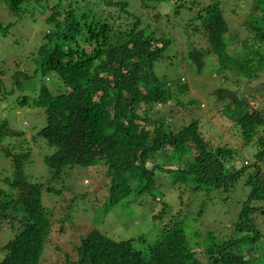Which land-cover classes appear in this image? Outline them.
I'll return each mask as SVG.
<instances>
[{
	"label": "trees",
	"instance_id": "1",
	"mask_svg": "<svg viewBox=\"0 0 264 264\" xmlns=\"http://www.w3.org/2000/svg\"><path fill=\"white\" fill-rule=\"evenodd\" d=\"M0 1L13 15H19L24 2ZM250 9L244 27L252 40L250 43L241 40V50L234 52L229 44L228 25L217 4L200 5L197 18L190 21L192 28L200 30L206 39L207 53L213 54L217 63L233 74L232 83H239V88L264 75V0H252ZM63 12L52 9L45 21L52 30L45 33L31 69L16 73L21 76L17 83L23 85L22 89L25 86L34 89L37 76L52 74L56 90L46 86L41 89L48 93L55 90L78 101L79 114L86 125L82 134L88 135L82 141L100 150L88 162L79 160L50 167L47 160L63 154L62 142L56 139L55 144L43 135L51 149L41 160L30 148L3 146L5 138L16 139L22 131L9 127L7 120H0V153L8 159L11 171L4 184H0V264H40L50 232L40 202L42 188L58 192L51 188L67 182L71 170L77 167H96L95 183L106 193L109 206L121 204L133 192H159L162 199L153 198L159 206L152 216L158 225L152 241L141 236L118 240L93 229L73 244L71 254L61 258L60 264H264V108L260 105L264 100L256 99L257 93L252 91V99L248 101L247 94L237 95L236 86L216 91L218 99L227 100L225 111L237 108L239 119L234 120L233 127L243 144L256 149L250 164L237 162L241 163L239 167L235 163L236 150L226 145L215 148L209 145L198 121L192 119L183 126L171 116L173 107L169 108V103L180 106L181 113L188 107L173 99L170 83L154 71L168 40L157 39L151 33L144 35L143 27L138 30L126 24L122 28L119 19L103 17L100 10L89 9L80 17H76L73 7ZM5 23L0 25L3 34L9 31L11 22ZM188 53L200 69L203 52L190 49ZM4 73L0 62V75ZM181 82L185 79L181 78ZM263 87L261 84L256 91ZM6 96L1 91L0 102ZM17 103L19 110L31 105L43 108L48 120L58 109L38 96L30 102L24 95ZM44 129H50L49 124ZM35 166H42V172L38 173L40 180L29 183L25 174L34 171ZM249 167L252 170L247 171L246 184L250 190L229 223V233L221 234L218 241L209 231L213 245L204 252L198 251L202 233L193 223L196 219L187 213L190 197L201 189L227 190ZM23 182L32 189L26 194L32 196L31 203L21 199L25 196L22 186H16L13 192L7 190L8 185ZM186 183L189 188H182ZM169 193L170 198L176 196V201L167 199ZM185 193L187 203L183 200ZM206 205L205 201L200 203L196 217L206 212L209 208ZM178 206L181 213L176 210Z\"/></svg>",
	"mask_w": 264,
	"mask_h": 264
},
{
	"label": "rangeland",
	"instance_id": "2",
	"mask_svg": "<svg viewBox=\"0 0 264 264\" xmlns=\"http://www.w3.org/2000/svg\"><path fill=\"white\" fill-rule=\"evenodd\" d=\"M206 3L217 4L221 10L229 28L228 35L231 37L229 44H231L232 52L235 51L234 49L241 50V40H245V43L251 42L252 36L245 29L244 22L250 18L248 14L251 12L252 0H24L19 15L9 13V7L0 1V22L3 23L0 25L5 26L7 24L5 22H11L8 32L5 34L0 32V62L1 68L5 71L0 75L3 81L0 92L5 91L7 95L6 99L0 102V120H7L9 127L22 131L16 139L5 138L2 145L14 147L16 144L21 148H30L43 160L51 149V146L44 141L43 135L50 142H55L54 140L57 139L62 142L63 154L54 155L48 159L50 167L73 161L76 163L79 160L88 162L86 161L88 158L99 153L100 148L88 143L84 144L82 141L83 136L88 135L82 134V127L86 125L79 114L78 101L72 96H62L55 92L56 80L52 74L44 77L37 76L34 89L26 86L22 89L23 85L17 83L21 80V76L16 73L31 69L30 64L37 49L44 43L45 33L52 30V27L45 22L52 9L58 8L62 14H65L63 10L73 7L76 17H80L89 9L92 12L100 10L103 17L107 15L115 20L119 19L123 24L122 28L126 27V24L129 27L136 26L138 30L143 27L141 30H145H143L144 35L151 33L157 39L168 40L164 54L154 64V71L157 76L164 77L170 83L169 88L173 99L179 101L183 107H188L181 113L180 106L169 103V108L173 107L171 116L183 126L192 119L198 121L199 128L209 145L214 148L221 145L229 146L236 150L237 162L244 163V160H247L250 164L249 160L254 158L256 149L252 145L243 144L233 127L234 120L239 119L237 108L225 111L227 100L226 98L218 99L216 91L230 90L231 87L236 86L237 90L239 89L237 95L247 94L248 101L252 99L250 96L252 91L257 93L256 99L264 100V87L259 92L256 91L261 88V84L264 86V78H261L264 75L247 85L241 84L239 88V83L236 85L232 83L233 74L221 67L213 54L207 53L206 39L200 30L193 29L190 25V21L197 18L196 13L200 5ZM233 41L237 42L236 45ZM190 49L203 52V65L200 69L191 59L188 53ZM14 74L16 75L12 78ZM181 78L185 79V82H181ZM41 86L49 89L53 87L55 90L48 93L49 91L41 89ZM24 95L28 96L30 102L38 96L42 102L58 106L57 112L48 120L47 113L41 107L31 105L19 110L17 102ZM260 105L264 108V102ZM176 115L182 116L185 120ZM48 124L50 129L44 131ZM84 154L87 157H84ZM237 162V166L241 167V163ZM35 167L34 171L25 174L26 181L29 183L40 180L38 173L42 172V166ZM249 170H252V167L247 168L237 183L227 190L222 187L201 189L190 197L187 213H191V217L196 219L193 223L202 233L198 251L204 252V249L213 245L209 231L215 234L218 241L221 234L224 236L229 233V223L238 213L242 201L250 190L246 184ZM10 173L8 159L0 153L1 185ZM96 175V167H77L71 170V176L67 182L59 185L58 188H51L58 192H46V188H42L40 202L50 232L40 264L62 263L61 258L71 254L73 244L75 245L81 237L93 229L118 240L136 236L145 237L151 241L154 239L158 224L152 216L159 205L153 202V198L159 197V192L137 194L133 192L121 204L109 206L106 203V193L101 192L99 185L97 188ZM5 184H8L7 180ZM16 186H22L25 196H21V199L31 203L32 196H26V194L32 192V189H29L27 183L10 184L7 190L13 192ZM174 187L169 186V188ZM182 188H189V184H184ZM187 196V193L183 196L186 203ZM166 197L169 201H176V196L170 198V193ZM159 198L162 199V196L160 195ZM202 201L207 202L206 206L209 208L201 217H196L197 208ZM176 210L181 213V207L178 206ZM6 239L3 238V240ZM137 246L141 247L138 244ZM202 252L199 255V261L202 259Z\"/></svg>",
	"mask_w": 264,
	"mask_h": 264
},
{
	"label": "clouds",
	"instance_id": "3",
	"mask_svg": "<svg viewBox=\"0 0 264 264\" xmlns=\"http://www.w3.org/2000/svg\"><path fill=\"white\" fill-rule=\"evenodd\" d=\"M46 81H47V80H46ZM246 161H247V160H244V164H246ZM236 162H237V161H236ZM236 162H235V163H236Z\"/></svg>",
	"mask_w": 264,
	"mask_h": 264
}]
</instances>
